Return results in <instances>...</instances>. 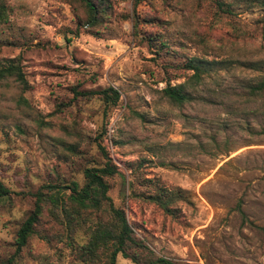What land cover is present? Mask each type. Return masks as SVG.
Here are the masks:
<instances>
[{
	"label": "rangeland",
	"instance_id": "1",
	"mask_svg": "<svg viewBox=\"0 0 264 264\" xmlns=\"http://www.w3.org/2000/svg\"><path fill=\"white\" fill-rule=\"evenodd\" d=\"M4 1L0 63L16 57L27 84L0 81V183L10 191L0 199V260L13 253L15 231L32 209L27 191L81 183L82 169L103 161L100 141L125 178L124 185L110 178L108 194L156 254L181 264H264V89L250 90L264 71V30L256 23L264 0H226L229 18L199 0L135 7L109 0L107 19L92 33L75 26L68 0ZM231 23L245 36L234 37ZM149 31L165 40L162 49L140 38ZM193 55L232 60L213 64L188 88L190 100L173 104L160 89L190 74L180 64ZM106 86L119 98L102 125L97 96H74L72 88ZM143 179L187 191L189 202H177L171 216L132 192L121 198L128 181L152 191ZM53 246L60 243L33 235L19 261L76 264ZM116 264L134 263L117 254Z\"/></svg>",
	"mask_w": 264,
	"mask_h": 264
},
{
	"label": "trees",
	"instance_id": "2",
	"mask_svg": "<svg viewBox=\"0 0 264 264\" xmlns=\"http://www.w3.org/2000/svg\"><path fill=\"white\" fill-rule=\"evenodd\" d=\"M144 0H131L133 7ZM213 5L215 13L226 17L234 16L231 4L226 0H199ZM76 11L75 26L91 32L108 17L109 0H68ZM8 7L4 0H0V23L7 19ZM153 23L158 24L155 17ZM136 20H132V27H136ZM264 30V13L256 18ZM230 32L234 37L245 36L234 23L230 24ZM148 45L162 49L165 40L158 31H149L141 37ZM67 40V39H66ZM204 47V46H203ZM232 59H206L201 55L187 57L180 64V68L190 71L184 80L170 83L166 80L160 89L161 95L169 102L181 105L191 98L188 88H193L208 74L213 64H219ZM12 77L22 89L26 88V80L18 65L16 57L3 59L0 63V81ZM264 89V71L260 79L250 87L251 92ZM74 96L96 95L101 101L102 125H105L110 111L117 105L119 93L112 86L97 90H77L72 88ZM102 132V131H101ZM96 148L103 161L100 165L85 166L82 169V182L69 180L67 183H42L34 191H27L32 200V209L18 225L13 239V253L0 260V264H25L19 261V254L28 240L36 235L47 245L60 243L57 250L64 248L72 256L76 264H116V255L129 259L134 264H181L156 254L142 239H139L127 222L122 206L114 205L108 194L110 178L117 176L122 185L124 176L119 173L115 165L107 156L104 146L96 142ZM149 183L152 191L147 187L136 191L132 183H126L129 193L120 191L121 198L132 192L134 198L155 204L163 213L175 216L178 212L176 203H188L190 193L187 191H171L156 181L143 179ZM143 184V183H142ZM9 190L0 183V199L7 198ZM237 210L242 211L237 204ZM46 217V219H44ZM45 220L46 229H38Z\"/></svg>",
	"mask_w": 264,
	"mask_h": 264
}]
</instances>
